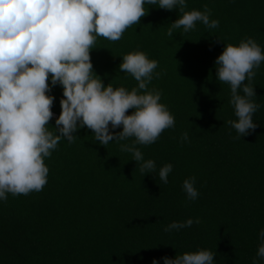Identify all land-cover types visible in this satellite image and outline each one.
I'll use <instances>...</instances> for the list:
<instances>
[{
  "label": "trees",
  "instance_id": "16d2710c",
  "mask_svg": "<svg viewBox=\"0 0 264 264\" xmlns=\"http://www.w3.org/2000/svg\"><path fill=\"white\" fill-rule=\"evenodd\" d=\"M186 5L185 11L207 5L219 27L198 22L194 30L177 29L168 37L182 13L147 5L148 14L121 39L98 37L90 51L94 72L114 88L137 86L119 70L124 55L142 51L158 61L155 72L162 75L148 88L161 91L175 126L155 143L137 145L156 170L142 174L132 154L120 150L131 139L101 145L86 127L74 133V142L62 139L44 160L49 173L41 191L0 200V264H163L164 256L201 249L215 253L214 264H264L257 257L264 229V62L251 81L257 127L241 139L226 123L237 119L230 86L215 75V60L227 44L251 37L264 52V0ZM49 94L55 97L48 126L54 132L63 89L57 85ZM184 132L189 139L182 143ZM169 163L165 184L159 169ZM190 177L199 192L194 201L182 188ZM189 218L200 222L164 231Z\"/></svg>",
  "mask_w": 264,
  "mask_h": 264
},
{
  "label": "clouds",
  "instance_id": "9594fccd",
  "mask_svg": "<svg viewBox=\"0 0 264 264\" xmlns=\"http://www.w3.org/2000/svg\"><path fill=\"white\" fill-rule=\"evenodd\" d=\"M147 5L168 11L178 8L182 13L168 28V37L177 29L192 31L198 22L209 29L219 27L207 5L204 11H185L186 0H0V200L6 201L7 194L41 191L49 173L45 158L62 139L74 142V133L85 127L101 145L131 139L120 150L132 154L142 174L156 170L155 161L145 160L137 145H151L165 129L175 126L174 116L160 102L161 91L148 88L154 76L162 75L155 72L158 61L142 51L124 55L119 70L137 82L128 90L110 83L105 86L90 57L98 37L118 41L148 14ZM261 62L264 52L251 37L238 45H225L215 60L216 79L230 86L229 102L237 119L226 123L235 129L237 139L257 127L253 115L259 104L253 101L256 92L251 81ZM57 85L63 96L53 132L48 126L55 97L49 93ZM129 109L132 113L126 114ZM121 127L122 131H115ZM180 139L187 141L188 133ZM172 169L170 163L162 166L160 181L167 184ZM195 180L190 177L182 185L189 201L199 196ZM199 222L192 218L173 221L164 231H179ZM258 235L257 257L264 259V229ZM214 256L201 249L162 259L163 264H214ZM152 264L159 261L153 259ZM253 264H259L258 260Z\"/></svg>",
  "mask_w": 264,
  "mask_h": 264
}]
</instances>
